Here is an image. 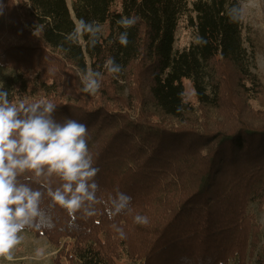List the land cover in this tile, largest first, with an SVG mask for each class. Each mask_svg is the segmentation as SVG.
<instances>
[{
	"label": "trees",
	"instance_id": "16d2710c",
	"mask_svg": "<svg viewBox=\"0 0 264 264\" xmlns=\"http://www.w3.org/2000/svg\"><path fill=\"white\" fill-rule=\"evenodd\" d=\"M0 2V72L10 71L0 88L13 103L49 100L57 105V121L86 124L99 168L95 215H69L45 193L36 226L25 230L55 247L53 264H119L130 251L143 253L141 264H264L262 225L251 210L264 208V118L243 120L236 109L235 124L214 123L225 85L234 98L224 111L243 106L239 95L257 102L264 115L258 47L240 0ZM126 17L138 20L126 29L118 23ZM81 20L101 29L94 47L88 34L76 44L66 39ZM181 23L194 41L178 50ZM124 32L126 45L118 39ZM109 58L122 67L119 78L104 68ZM226 65L236 77L224 85ZM137 67L150 70L149 101L142 110L134 103L127 112L113 109L114 98L129 104L126 86ZM89 68L103 73L95 95L82 90L78 75ZM185 79L192 81L197 107L187 100ZM203 113L211 116L204 122ZM50 183L55 189L61 181ZM31 186L40 188L34 178ZM121 193L131 197V210L110 218ZM138 214L149 223H135Z\"/></svg>",
	"mask_w": 264,
	"mask_h": 264
},
{
	"label": "clouds",
	"instance_id": "9594fccd",
	"mask_svg": "<svg viewBox=\"0 0 264 264\" xmlns=\"http://www.w3.org/2000/svg\"><path fill=\"white\" fill-rule=\"evenodd\" d=\"M3 8L0 2V14ZM137 20V17H126L118 23L127 29ZM100 31L95 23L81 20L66 39L76 44L88 34L89 43L94 47ZM118 39L126 45L127 32L121 33ZM104 68L114 78H119L122 71L114 58H109ZM78 75L85 93L95 95L99 91L103 73L89 68ZM8 96V91L0 88V259L11 264L15 250L25 239L24 231L35 227L42 214L45 193L72 216L81 210L86 216L95 215V205L101 200L95 180L99 168L93 166L87 125L70 117L57 121L54 116L57 105L49 100L16 104ZM53 177L61 181L55 189L50 183ZM33 178L40 188L31 186ZM130 204V196L119 194L112 201L110 218L130 211ZM134 221L141 225L149 223L147 216L139 214ZM113 227L121 238L125 237L123 229ZM35 258H45L44 248L35 250Z\"/></svg>",
	"mask_w": 264,
	"mask_h": 264
},
{
	"label": "rangeland",
	"instance_id": "374dc122",
	"mask_svg": "<svg viewBox=\"0 0 264 264\" xmlns=\"http://www.w3.org/2000/svg\"><path fill=\"white\" fill-rule=\"evenodd\" d=\"M69 5H71L72 0H68ZM242 4V10H243V21L245 24V27L247 29V32L250 33L252 41L257 45L258 47V56H257V68L256 73L261 79V82L264 86V0H240ZM194 41V35L192 34V31L188 30L184 23H181L179 26L177 36H176V43L175 48L178 50H183L187 46H189ZM223 72L220 70V74L222 73V76H224V85L228 82L234 81L233 77H236L235 72L229 65H226L222 67ZM10 71H1L0 77H4L6 75H9ZM237 82V81H236ZM151 85V73L149 69H140L135 68L132 72V76L129 80V83L127 84L128 91L126 94H130V102L129 104L125 102V99L123 98V101H120L119 99L114 98L115 108L113 109H119L120 111L127 112V108L130 107L131 103L135 104L136 110H142L143 104H146V101H149V88ZM184 86L186 90V96L187 100L190 104L197 107V97L196 92L193 87L192 81L190 79L184 80ZM225 93V103L222 105V111L219 110V114L214 118V123H222L226 124L228 122L230 123H236V119L234 118L233 112H235L236 109H238L241 113L237 114L239 117L243 120L249 119V117L254 118L256 120L262 121L264 118V115L261 116L260 108L256 103L254 102H247L243 98H240L239 95H237L238 101L243 103V106H233L232 108L228 107L223 110V107L227 103V100H230L234 97L228 96L233 93V91L230 89L229 86L225 85L224 89ZM228 93V94H227ZM136 99V100H135ZM246 103V104H244ZM257 109L259 111L258 113H252L250 110ZM206 113L201 114L200 120L202 122L206 121L208 117H204ZM258 114V115H257ZM264 114V113H262ZM150 116V114H148ZM249 116V117H247ZM150 118V117H149ZM148 118V119H149ZM148 119H141L142 121H147ZM218 120V122H215ZM251 210L256 214L257 221L259 224L262 225V240L264 241V208H258L257 204L252 205ZM25 239L22 242L21 245L17 247L15 250V258L11 264H32L33 259L32 257H35V250L37 248H44L45 254L53 251L55 247L50 244L47 238L45 237H37L35 234L24 231L23 233ZM263 243L261 242L258 246L257 250L262 249ZM58 252V251H57ZM57 252L53 257L57 255ZM17 254L28 256L30 259L25 258L23 261L17 260ZM143 253L141 251H130V253H123L121 254V258L118 261L119 264H141L140 260H142ZM48 263L46 264H53V262H49V259L47 258ZM0 264H9V262L0 259ZM45 264V263H43Z\"/></svg>",
	"mask_w": 264,
	"mask_h": 264
},
{
	"label": "crops",
	"instance_id": "0c3cea01",
	"mask_svg": "<svg viewBox=\"0 0 264 264\" xmlns=\"http://www.w3.org/2000/svg\"><path fill=\"white\" fill-rule=\"evenodd\" d=\"M56 252H57L56 249H54L53 251L45 254V258H43V259H36L35 257H32V259H33L32 264H43V263L46 264V263H48L47 258L49 259V262L52 263L53 258H54L53 256L55 255ZM17 256H18L17 260H20V261H23V259L25 260V258L30 259L28 256H23V255H18V254H17ZM25 262H26V260H25Z\"/></svg>",
	"mask_w": 264,
	"mask_h": 264
}]
</instances>
